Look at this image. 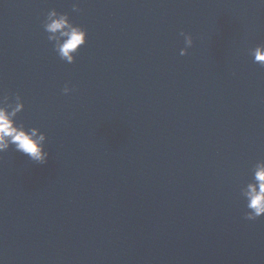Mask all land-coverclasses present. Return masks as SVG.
<instances>
[{"label": "water", "instance_id": "1", "mask_svg": "<svg viewBox=\"0 0 264 264\" xmlns=\"http://www.w3.org/2000/svg\"><path fill=\"white\" fill-rule=\"evenodd\" d=\"M52 9L88 33L73 64ZM262 44L261 0H0V97L50 152L0 153V264H264Z\"/></svg>", "mask_w": 264, "mask_h": 264}, {"label": "clouds", "instance_id": "2", "mask_svg": "<svg viewBox=\"0 0 264 264\" xmlns=\"http://www.w3.org/2000/svg\"><path fill=\"white\" fill-rule=\"evenodd\" d=\"M264 2V0H261ZM74 11H80L79 4L73 5ZM43 28L48 34L47 39L53 43L54 51L61 60L68 64L76 62L77 53L87 43V31L74 24L69 14L52 9L47 13L43 21ZM184 37L185 47L180 55L188 54V49L193 46L194 40L190 33L181 32ZM252 54L256 62L264 65V44L253 49ZM73 89L65 86L63 93L70 94ZM23 98L17 94L15 97H0V153L10 148L30 160L40 164L47 163L50 152L47 150L48 135L39 127H28L24 123H18L17 117L24 110ZM247 212V220H257L264 217V160L258 161L252 169V178L241 189Z\"/></svg>", "mask_w": 264, "mask_h": 264}]
</instances>
